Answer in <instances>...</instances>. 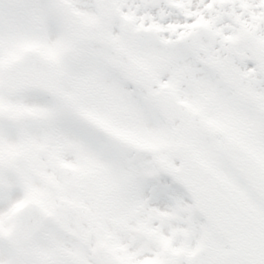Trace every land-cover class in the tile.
Masks as SVG:
<instances>
[{
  "label": "snow or ice",
  "instance_id": "obj_1",
  "mask_svg": "<svg viewBox=\"0 0 264 264\" xmlns=\"http://www.w3.org/2000/svg\"><path fill=\"white\" fill-rule=\"evenodd\" d=\"M0 264H264V0H0Z\"/></svg>",
  "mask_w": 264,
  "mask_h": 264
}]
</instances>
